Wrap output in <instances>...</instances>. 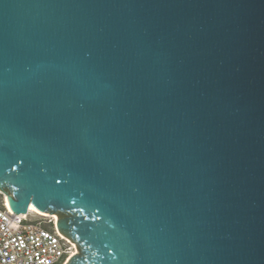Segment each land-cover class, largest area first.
<instances>
[{"label":"water","instance_id":"95a60500","mask_svg":"<svg viewBox=\"0 0 264 264\" xmlns=\"http://www.w3.org/2000/svg\"><path fill=\"white\" fill-rule=\"evenodd\" d=\"M0 191L66 264H264V0H0Z\"/></svg>","mask_w":264,"mask_h":264},{"label":"built area","instance_id":"2783aa9c","mask_svg":"<svg viewBox=\"0 0 264 264\" xmlns=\"http://www.w3.org/2000/svg\"><path fill=\"white\" fill-rule=\"evenodd\" d=\"M0 264H66L77 253L73 240L56 227L53 215L13 212L0 191Z\"/></svg>","mask_w":264,"mask_h":264},{"label":"bare ground","instance_id":"6f19581e","mask_svg":"<svg viewBox=\"0 0 264 264\" xmlns=\"http://www.w3.org/2000/svg\"><path fill=\"white\" fill-rule=\"evenodd\" d=\"M5 201H6L7 205H8L7 197H5ZM29 208H30V210L35 211V212H37L38 214H40L42 216H46L47 215V213H45V212H39V211L35 210L30 204H29ZM53 217L55 218V221H57V218L55 217V215H53Z\"/></svg>","mask_w":264,"mask_h":264},{"label":"flooded vegetation","instance_id":"af4514ba","mask_svg":"<svg viewBox=\"0 0 264 264\" xmlns=\"http://www.w3.org/2000/svg\"><path fill=\"white\" fill-rule=\"evenodd\" d=\"M53 215H55V217L58 218L56 214H53ZM52 218L55 219L54 217H52Z\"/></svg>","mask_w":264,"mask_h":264},{"label":"rangeland","instance_id":"374dc122","mask_svg":"<svg viewBox=\"0 0 264 264\" xmlns=\"http://www.w3.org/2000/svg\"><path fill=\"white\" fill-rule=\"evenodd\" d=\"M1 197H2V196L0 195V199H1ZM47 215H50V214L47 213ZM52 215H53V214H52Z\"/></svg>","mask_w":264,"mask_h":264}]
</instances>
